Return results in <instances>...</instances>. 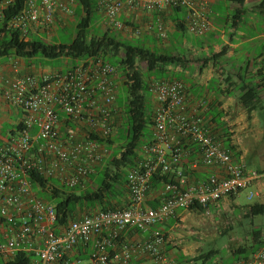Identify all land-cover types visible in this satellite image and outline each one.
<instances>
[{
	"label": "built area",
	"instance_id": "obj_1",
	"mask_svg": "<svg viewBox=\"0 0 264 264\" xmlns=\"http://www.w3.org/2000/svg\"><path fill=\"white\" fill-rule=\"evenodd\" d=\"M15 1L1 0V10ZM75 6L74 0H23L21 10L7 21L6 29L22 39L39 33L49 38L57 16L70 18ZM176 8L186 12L185 25L191 35L202 36L209 31L207 9L200 0L97 3L105 23L114 30L126 28L117 20L123 9L164 12ZM153 26L147 27L148 31L164 40L161 22ZM17 67L13 62L11 76L0 71V97L23 113L20 129H14L0 144V263L83 264L81 253L87 257L84 264H128L135 252H142L156 264H171L161 252L164 235L160 227L174 218L177 210L196 206L205 212L221 199L238 195L258 177L256 172L246 175L243 165L222 147L209 131L200 107H186L182 82L151 80L148 92L155 102L151 137L140 146L136 167L126 174L129 205L78 215L65 225L59 224L53 205L36 195L28 173L36 172L71 190L107 157L106 146L91 137H108L116 124L117 74L100 58L84 59L64 71L46 75H19ZM187 144L197 151L191 168L209 171L203 179L188 181L181 167ZM156 174L170 175L173 181L162 185L160 203L148 207L144 200ZM255 196L250 192L247 200ZM127 229H151L150 238L123 244L111 255L115 240ZM231 264H264V247L246 260Z\"/></svg>",
	"mask_w": 264,
	"mask_h": 264
},
{
	"label": "crops",
	"instance_id": "obj_2",
	"mask_svg": "<svg viewBox=\"0 0 264 264\" xmlns=\"http://www.w3.org/2000/svg\"><path fill=\"white\" fill-rule=\"evenodd\" d=\"M200 2H203L206 6V16L210 22L209 31L202 36H193L187 30L176 32L170 22V18L173 16L170 10L149 12L123 9L117 20L132 27H135L134 25L137 24L136 20L139 17L141 20H146V17L155 19L152 22L154 26L161 16L168 20L170 31L168 40L164 43L158 42L160 39L153 31L155 36L147 32L140 40L137 38L138 34L133 33L126 38H128L127 40L133 38L134 41H141L143 45L149 48L157 46L160 49L170 50L172 49V42L175 44L173 53L182 55L184 63L180 66L169 67L168 72L161 80H176L183 83L186 107L188 109L200 107V114L209 131L219 140L222 147L243 165L245 174L252 172L258 174L257 179L252 180L247 189L248 193H256L254 198L259 200L258 204H264V182H262L264 176L257 171L246 169L244 160V156L250 150V147H256L262 138V134H264V121L261 122L259 119V117H264V110L260 111L261 116L253 110L259 104L264 107V45L260 46L262 39H264V13L258 8V4L264 2V0H242V4H238L233 0H200ZM257 11L261 13L259 18L253 14ZM181 15L185 17L186 12L184 10L180 11L179 16ZM230 20L231 24H229ZM68 21L72 22L73 18L69 19L58 15L55 28L63 29ZM152 35L158 39L156 42L153 41L154 39H150ZM36 37L40 39V33ZM147 41H152V43H147ZM15 61L18 64L17 72L19 75H46L61 71L55 69L43 71L41 63L39 64V70L35 71L34 64L30 60L23 62L13 56H4L0 57V71L3 75L11 76L13 74L11 67ZM116 84L118 85L117 76ZM247 87L252 88L257 94L253 101L250 98L247 99L246 105L243 102L242 95ZM154 107L155 102L152 101L151 108L154 109ZM0 111L14 117V120L10 123L9 135L2 141L4 143L12 135L10 132L14 131L15 126L22 120L23 113L19 109L8 106L1 97ZM116 121H118V116ZM246 132L249 136L243 138V133L246 134ZM150 137L148 140L143 141L141 145L147 143ZM247 143H249V146H247ZM192 147L194 146L187 144L186 153L181 160V167L186 171L188 179L200 180L205 178L209 171L202 167L191 168L192 163L197 159V154L190 150ZM259 154L264 155L262 147ZM138 156L140 159V153ZM91 186H93V183L87 178L80 185L79 191ZM161 191L162 185L151 184L144 205L148 207L157 206L160 203ZM238 195L233 198H223L211 207L218 210L223 205L224 208L239 209L241 206L234 203ZM113 204H116L118 208H126L129 205L126 188L124 195L114 200ZM241 211L247 214V205L241 207ZM191 212L190 210H177L175 217L168 219L160 229L171 230L175 227L177 219L180 220ZM150 233L151 229L145 232L133 229L120 232L117 240H115L114 247L110 250V254L119 252L123 244H136L148 240ZM79 258L81 263H86V254L80 253ZM128 264L156 263L147 254L135 252Z\"/></svg>",
	"mask_w": 264,
	"mask_h": 264
},
{
	"label": "trees",
	"instance_id": "obj_3",
	"mask_svg": "<svg viewBox=\"0 0 264 264\" xmlns=\"http://www.w3.org/2000/svg\"><path fill=\"white\" fill-rule=\"evenodd\" d=\"M22 1L16 0L12 5L0 9V57L13 56L17 59L30 60L40 56L46 60L67 58L78 62L88 58H100L110 64L116 73H120L121 85L125 87L127 94L125 102L119 100L116 95L115 108L118 116L116 123L118 122V124H114L111 134L104 139L96 136L91 137L105 145L106 148L113 143H118L117 149L109 155L106 161H101L99 167L96 166L94 171L87 176L93 186L79 191L80 185H77L68 190L59 186L57 182L45 179L33 171L28 173V180L39 198L48 203L54 201L53 207L57 220L62 225H65L70 219L77 218L78 215L90 214L97 210L120 209L116 207V204H113V201L122 197L125 188L127 189L126 174L130 169L136 167L139 160V149L146 137V128H150V133L152 131L154 109L147 108L144 97V92H148L150 83L148 80L160 81L168 72L169 67L180 66L184 63L183 56L157 46L155 48L146 47L137 40L134 43L131 40L118 39L114 34H111L110 30L90 33L94 16L98 12L97 3L99 0H75L76 9L73 15H77L78 18L74 26L75 35L69 44H48L33 37L22 39L17 32L6 29L7 21L21 10ZM233 1L242 4V0ZM258 8L264 13V2H260ZM170 11L173 13L170 21L174 30L185 32L187 30L185 17L179 16L182 9L176 8ZM138 64H143L144 69L141 70ZM256 94L252 88L247 87L242 95L244 104L249 98L253 101ZM59 115L64 118L63 114L59 113ZM14 129L19 130L20 123ZM10 133L13 134L14 131ZM190 150L197 153L195 147ZM171 181H173V177L170 175L156 174L151 178L150 185H163ZM188 181H196V179H188ZM151 207H155V205ZM247 209L250 216L264 215V204L247 205ZM189 210L203 213V210L196 206ZM249 239V244L231 250L230 263L228 264L246 260L258 249L264 247V234L261 230H251ZM218 254V250L211 249L207 252H200L191 258H184L180 264H216ZM26 261L23 260V263ZM19 263L11 260L0 264ZM220 264L226 263L221 260Z\"/></svg>",
	"mask_w": 264,
	"mask_h": 264
},
{
	"label": "rangeland",
	"instance_id": "obj_4",
	"mask_svg": "<svg viewBox=\"0 0 264 264\" xmlns=\"http://www.w3.org/2000/svg\"><path fill=\"white\" fill-rule=\"evenodd\" d=\"M74 8H76V6ZM253 14L257 18L261 16V13L258 11L254 12ZM72 18L73 21L66 22L63 29L55 28L49 38L44 33H40V37L48 44H69L75 35L74 26L78 17L77 15H72L69 19ZM105 21L106 20L103 14L98 11L94 16V22L91 25L89 32L100 33L110 30L111 34H114L116 38L123 40L128 39L126 37L131 34L130 29L139 31L137 35L139 40L143 35H146L147 32L155 36L152 31L147 30V27L154 25L152 22L155 21V19L153 20L152 18L146 17V20H141L139 17L136 20L137 24L134 25V28L131 25L122 23L126 27L123 30H114L110 28L105 23ZM158 21L161 22L167 38H165L163 41H160L157 38H154L152 35L150 36V39H154L153 41L155 42L158 40V42L164 43L168 40L170 25L164 16L159 17ZM229 24H231V20L229 21ZM33 38L36 39L38 37L33 36ZM130 39L134 42L133 38ZM139 42L141 43V41ZM147 43L151 44L152 41H147ZM171 45L172 49L169 51L173 52L175 49V44L172 42ZM261 45H264V39H262L260 46ZM258 50L260 51L259 48ZM21 61L26 62L27 59H21ZM30 62L34 64L35 71L39 70L40 63L42 65L41 69H43V71L50 69L64 71L67 67H72L78 63L77 60L67 58L46 60L40 56L30 59ZM138 66L141 68V70L144 69L143 64H138ZM116 74L118 80L116 95L119 100L125 102L127 100L126 89L123 85H121L122 78L120 73L118 72ZM150 80L151 79L148 80V83ZM144 97L147 108H151L153 96L149 92L145 91ZM253 110L258 112L261 116L262 113L260 111L264 110V107H261L259 104V106H256ZM259 119L261 122L264 121V117H259ZM13 120L14 117L7 115L3 111H0V143H2V141L9 135V130L11 129L10 123ZM145 132L146 137L144 138V141L148 140L150 137V128L147 127ZM248 136L249 134L247 132L246 134L243 133V138H247ZM117 146L118 143H113L111 146H108V155L107 157H104L102 161H106L109 155L117 149ZM247 146H249V143H247ZM261 147L262 150H264V134H262V138L260 139L259 143H257L256 147L252 146L247 153L245 152L246 154L244 156V160L246 169L249 171H257L262 176H264V155L259 154ZM97 167H99V164ZM262 182H264V178H262ZM247 196L248 189H245L241 191L235 198L234 203L241 207L259 203V200L255 198L253 200L247 201ZM49 203L53 205L54 201H50ZM222 206L218 210H215L210 206L207 211L203 213L192 211L182 219H177L175 222V227H173L171 230H162L164 235V244L161 247V252L163 250L162 254L164 258H166V260L171 264H180V261H182L184 258H191L200 252L203 253L214 249L218 250L219 252L216 264H220L221 260L228 264L230 263L229 256L231 254V250L237 249L238 246H243L250 243L249 233L251 230L260 229L262 234H264V215L250 216L248 213H242L241 207H239V209L232 210L231 207L224 208Z\"/></svg>",
	"mask_w": 264,
	"mask_h": 264
}]
</instances>
